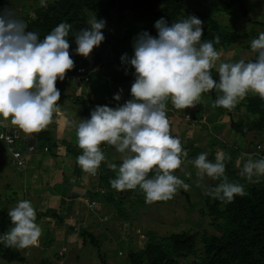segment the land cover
<instances>
[{"label":"clouds","instance_id":"clouds-1","mask_svg":"<svg viewBox=\"0 0 264 264\" xmlns=\"http://www.w3.org/2000/svg\"><path fill=\"white\" fill-rule=\"evenodd\" d=\"M48 2L39 0V6L47 7ZM105 24L92 17L87 28L74 33L75 54L88 57L99 47L105 39ZM71 27L61 22L40 39L38 33L26 30L27 25L14 12L0 10V117H10L11 124L25 134L44 130L59 107L61 92L56 82L74 65L67 39ZM154 28L156 36L138 33L132 56L124 53L120 58L122 64L134 69L131 99L115 107L97 105L89 118L68 125L82 150L76 163L83 172L96 175L106 160L100 145H112L122 154V163L118 169L115 164L108 165L116 173L109 181L111 188L118 192L139 188L148 204L171 200L178 190L190 188L173 174L182 164L181 156L187 154L180 138L170 134L168 99L174 109L184 110L199 103L203 93L214 90L217 96L212 107L229 111L250 93L264 100V32L250 42L254 60L242 58L217 66L219 53L214 45L220 43V37L202 40V21L196 16L171 24L161 17ZM213 68L218 78L213 77ZM113 99L119 102L121 95L114 94ZM184 118L190 119L186 113ZM245 155L242 153L237 162L240 177L247 182L264 177V157L253 160L244 159ZM207 157L208 153L202 152L192 161L200 180L220 181L207 188L205 195L223 204L247 195L242 184L230 182L224 175L230 157L222 152L216 154L215 162ZM7 214L13 226L0 234V244L15 249L36 246L42 229L31 201H18Z\"/></svg>","mask_w":264,"mask_h":264},{"label":"rangeland","instance_id":"rangeland-1","mask_svg":"<svg viewBox=\"0 0 264 264\" xmlns=\"http://www.w3.org/2000/svg\"><path fill=\"white\" fill-rule=\"evenodd\" d=\"M213 1L220 8L224 9L226 6V3L223 2L224 0ZM207 5V0H198V2L188 5L187 9H205ZM38 7L39 0H0V10L8 9L14 12L17 18L23 13H27L33 17L34 8ZM213 17L219 20L218 24L222 31L223 29H230L239 35V41L235 45L217 49L219 53L217 66L220 62L234 63L242 58L247 60V54L253 55V52L247 50L245 45L247 43L250 44L252 39L258 38L259 34L264 32V0H243L241 6L232 3V6L226 7L224 10H215ZM90 18L87 16V22ZM100 19H103L106 22L105 27L113 31L118 37L123 35L126 26L134 22V17L128 10H110L108 16L102 15ZM141 23L143 26L148 25V21L145 20H142ZM104 46L108 47L109 45L106 44ZM99 47H94L89 54L92 62L93 55L100 50ZM130 51L131 49H126L125 53L129 56ZM73 52L75 51L73 50ZM105 53L106 51L102 55L105 56ZM73 57L80 58L81 56L74 53ZM95 69H101L99 62L96 64ZM211 71L213 77L218 78L215 68ZM94 77V80H96L97 77ZM99 83L103 85V82ZM77 85L64 83L61 89L65 93H69L70 89H74V91L77 90L74 94L79 95L85 88H76ZM130 87L131 85L127 87L129 92ZM213 91L203 93L199 103L184 110L174 109L171 100L168 99L166 105L167 116L170 122V134L180 138L181 144L184 147L182 149L184 153L189 151V145L198 147L202 152L208 153V159L212 162H215L218 152H223V154L229 157V150H237L238 152L232 158L228 169L229 171L235 170L240 172L237 162L242 153L246 154L244 159L249 157L253 160L259 159L255 156V141L252 139L255 137H252L253 134L246 138L231 128V121H235L241 125L244 124L247 120L248 112L240 105V102L231 111L221 107H212L214 102ZM213 94L217 96L215 91ZM250 95L253 94L250 93L247 96ZM59 102L60 100L58 104ZM70 102L73 105L71 100ZM73 106H70L71 111L68 114L62 112L59 106L53 114L50 124L44 129V131L46 130L51 133L50 141L60 140V143H62V141L69 140L70 144H72V152L66 151L67 143L65 142L58 149V155L62 153L60 156L64 157L57 159L58 161L61 160V163H58V165L60 166L61 164L60 169L63 170L61 179H64L63 182L65 183L62 184L64 194H67L69 190L68 175L70 176V174L64 171L65 167L62 164L65 160L69 161L65 166L69 164L73 166L70 160H76L77 156L74 155L75 150L77 149L78 152H81V149L77 147L75 131L74 129L69 130L68 126L70 121L83 119L77 115V109L75 105ZM185 113L190 119L186 120L184 118ZM250 117L252 116L250 115ZM0 120L3 121V118L0 117ZM0 143V161L2 159L4 163H0V206L11 209L20 200L31 201L32 206L36 209V223L41 227L42 234L45 231L44 229L47 228V235L49 238L51 237L49 246L46 245L45 239L43 240V237H40L36 246H30L22 252L27 264H102V255L105 256L107 264H129L126 254L129 250L138 251L144 248L148 238L146 237L147 232L155 233L158 236H166L171 232L188 231L191 234L196 233V238L203 231L210 234L220 232L219 224L221 221L215 220L211 215H205L202 212L205 198L209 197L205 195V191L209 187H214L218 180L213 181L207 177L200 180L197 176V169L192 163L193 160L187 158L186 155L181 156L182 164L178 169L174 170L173 174L189 184L190 188L188 191H184L183 189L178 190L171 200L148 204L145 202L144 194L139 188L120 191L121 205L127 213L125 214L126 216H119L114 205L109 203L99 190V194L93 193L94 197H90L92 196L91 193L100 187L98 182L100 181L101 170L98 168L96 175L87 174V179L85 178L86 180L80 183V186L84 189L87 187L90 190L89 195L74 197L75 202L71 203L73 204L72 210L74 211L72 215L65 213L64 206L59 209L58 213L62 217L60 221H57L51 218L49 214H47V217L42 216L45 214L43 211L47 209L46 205L43 207L41 204H38V201H35V198L30 195L31 193L28 188L30 185L24 183L26 176H31L33 181H42V173L34 170L36 168L35 164H38V159L41 157L38 158L37 154H30L29 160H25L24 166L18 167L10 159L5 143L2 140H0ZM17 143L18 141H16V145ZM34 146L37 148L35 144ZM247 146H250L251 151L243 150V147L245 149ZM25 147L26 145L23 147L18 146L17 148L22 149L24 152ZM100 147L106 157L104 162L106 163L105 166L107 165V171L113 172L114 170L110 169L108 165L112 163L117 167L116 162L122 161V154L117 152L114 146L106 143H102ZM225 148L227 152H224ZM233 155L231 154L230 156ZM45 157L47 158L48 156ZM23 175L26 176L24 177ZM27 181L28 183L30 182L29 179ZM38 189V192H40L43 187L41 186ZM101 189L104 191L103 187ZM91 201H95V203L92 204ZM53 227H55V230L52 229ZM79 229L90 231L95 239L98 240L99 249L93 247L88 239L83 243ZM198 248L199 245H197V250ZM196 261V257L194 258L193 255H189L186 258H180L178 264H194ZM0 264L5 263L0 261Z\"/></svg>","mask_w":264,"mask_h":264},{"label":"trees","instance_id":"trees-1","mask_svg":"<svg viewBox=\"0 0 264 264\" xmlns=\"http://www.w3.org/2000/svg\"><path fill=\"white\" fill-rule=\"evenodd\" d=\"M207 1L208 5L205 9L188 10L187 6L198 2V0H49L47 7L34 8L33 17L23 13L18 19L25 22L27 31L38 33L40 39H43L61 22L71 24L72 27L69 30L67 39L70 43V57L74 58L73 48L76 47L74 33L89 26L87 16L100 19L102 15L108 16L110 10H128L133 15L134 22L126 26L121 37L116 36L113 31L105 27L102 30L105 39L99 47L100 50L93 55L92 64L95 67L99 62L104 72L112 76L115 82L122 84L130 95L127 87L134 81V69L130 65L122 64L120 58L126 49H131L129 57L132 56V43L138 33L147 31L150 35L156 36L154 23L161 17L171 24L186 18L188 15L196 16L202 21V40H212L214 36L220 37V43L214 45L216 50L238 43L239 35L230 29H223L222 31L218 24L219 20L213 17V14L215 10H224L226 7L232 6V3L241 6L243 0H224L223 2L226 3L224 9L218 7V4L213 0ZM142 20L148 21V25L143 26ZM106 44L109 46H104ZM245 48L251 51L250 44L247 43ZM104 51H106L105 56L102 55ZM247 57V60H254L255 53L252 56L247 54ZM101 61L103 62L101 63ZM82 62L86 63V59H82ZM94 76L97 77L98 82L104 81L96 72L92 73V79ZM62 84L64 83L56 82V87L61 92L60 104L67 108H69V105H75L79 117L87 119L90 111L95 106L104 105L105 97L104 99L103 97L89 99L85 95H75L72 92L65 93L58 87ZM106 88V92L109 93L107 85ZM213 92L212 95L215 100L216 96ZM70 100L73 105H71ZM240 105L248 112L247 120L242 125L231 121V128L246 138L253 134L252 137L255 138L252 139L255 141V146L259 144L264 152V100L253 94L240 101ZM78 106L80 107L78 108ZM49 134L46 130L38 132V147L42 150L43 146H47L51 154H55L54 150L57 144L54 140L50 141ZM64 142L67 143L66 150L72 152L70 141ZM181 147L184 148L182 144ZM188 148L189 151L186 152V157L192 160L202 153V150L198 147L189 145ZM243 150L251 151V148L247 146L245 149L243 147ZM80 151L78 152L76 149L74 155L82 154V150ZM224 152H227L226 148ZM237 152L235 149L229 150L230 159L225 161L224 175L230 182L242 184L247 195L243 197L236 196L228 204L207 197L202 208L205 215H211L215 220L221 221L219 224L220 232L210 234L203 231L198 238H196V233L191 234L188 231L171 232L166 236H158L155 233L147 232L146 237L148 238L144 248L138 251L129 250L126 254L129 264H178L180 258H186L189 255L197 258L194 264H264V177H260L258 180L254 178L255 182H247L240 177L238 171H229L228 166ZM231 154L234 155L230 156ZM255 156L260 158L257 153ZM121 163L122 161L116 162L118 168ZM105 164L103 161L99 167L101 170L100 187L91 194H99L100 192L107 198L106 200L109 203L114 205L117 215L124 216L127 212L121 205L120 191L111 188L109 183L111 179L115 178V171H107V165L105 166ZM149 175H152V173H149ZM219 182L218 180L216 184ZM101 187L104 188V191ZM8 211L9 209L0 206V234L7 232L13 226L8 217ZM51 216L54 218L62 217L55 213ZM79 234L83 238V243L88 239L93 247L99 249V242L90 231L79 229ZM50 240L46 235L45 241L47 244L50 243ZM197 245H199L198 250ZM101 257L102 264H107L105 256L102 255ZM0 260L10 264L12 262H23L25 258L21 249L6 248L0 244Z\"/></svg>","mask_w":264,"mask_h":264},{"label":"crops","instance_id":"crops-1","mask_svg":"<svg viewBox=\"0 0 264 264\" xmlns=\"http://www.w3.org/2000/svg\"><path fill=\"white\" fill-rule=\"evenodd\" d=\"M95 78H93L89 83L86 84H78L76 86V88H85L83 90L82 93H79V95H85V97L89 98V99H95V97L98 98H102L104 99V97H106L108 95V93L106 92V85L105 82H103V85L101 83H99L97 80H94ZM66 84V83H65ZM61 89V86H58ZM75 88V89H76ZM72 93H76L77 90L74 91V89H70ZM63 91V90H62ZM64 92V91H63ZM78 95V94H75ZM59 106L61 107L62 112H65V114H68L71 110L70 105L69 108H67L66 106H62L60 105L59 102ZM74 107V106H73ZM72 107V108H73ZM77 109V107H75ZM11 118L9 117L7 120L3 119V121L0 120V131H4L7 133H10L11 135H13L15 137V141H18L17 143V147H23L24 145L29 146V145H36L37 148L34 152L29 153V155L26 156V159L29 160V156L30 154H37V156H39L38 158V164L36 165V168L34 170L36 171H40L42 173V181H33L31 179V176H26L23 175L24 177L26 176V181L24 182L26 185H30L29 190H30V195L33 196L35 198V201H38V204H41L43 207L46 205V208L43 212L45 214H41L43 217H47V214L50 215L51 218L56 219L57 221H60L61 218H57V217H52L51 214H58L59 209H61L64 206V210L66 214H74V211L72 210V206L73 204H71L72 202H75L74 197L76 196H88L90 193V190L87 189V187L84 189L82 186H80V183H83L86 179H87V173L83 172L81 167L76 164V160H70L71 164H73V166L66 165V163H69V161H65V164L63 162L62 166L65 167L64 171L66 173H69L70 176L68 175V180H69V190L67 192V194L63 193V187L62 184H65L63 181L64 179H61L62 177V172L63 170L60 169V166L58 165V163H61V160H57V159H61L64 158L63 156H60L62 153H60V155H58L59 151L58 149H60L62 147V144L64 143L62 140V143H60L59 141L56 143L57 147L55 148L54 152L55 154H51L50 150L43 152L41 151V149L38 147V143H37V134L38 133H32V134H25L22 130H20L17 126H14L11 124L10 122ZM63 120V119H61ZM51 137V133L49 134ZM1 144V143H0ZM65 144V143H64ZM26 147L24 148V151L26 149ZM22 150V149H21ZM23 151V150H22ZM67 151V150H66ZM57 154V155H56ZM45 156H48L47 158ZM33 158V157H32ZM67 158V157H65ZM11 159V157H10ZM12 160V159H11ZM13 162V161H12ZM1 164H4L2 159L0 161ZM7 163V162H6ZM86 178V179H85ZM29 179V183L28 180ZM82 181V182H81ZM75 184H74V183ZM99 185V182H98ZM43 187L42 191L38 192V188ZM68 187V186H67ZM33 193V194H32ZM28 197V196H27ZM91 198H93L94 196H90ZM92 200V199H91ZM78 201V199H77ZM35 209V208H34ZM42 209V208H41ZM36 210V209H35ZM63 210V211H64ZM62 216V215H61ZM52 229L55 230V227H53ZM44 233L41 234V238L44 240L45 236L48 234V232L46 231V229H44ZM43 232V231H42ZM51 238V237H50ZM47 246H49V243L47 244ZM25 249H21V252L25 251ZM2 261V260H0ZM23 264H27V262L25 263V260L23 261ZM4 263V262H3ZM20 264L22 262H12L10 264ZM8 264V263H5Z\"/></svg>","mask_w":264,"mask_h":264},{"label":"built area","instance_id":"built-area-1","mask_svg":"<svg viewBox=\"0 0 264 264\" xmlns=\"http://www.w3.org/2000/svg\"><path fill=\"white\" fill-rule=\"evenodd\" d=\"M74 61L73 68L65 73L64 79L57 80L62 83H72V84H86L89 83L92 80V73L96 72L99 76L103 78L105 81L109 93L104 99V105H107L109 107H115L118 103L123 104L126 100L131 99V96L127 93L124 86L120 83H117L114 81L113 77L110 75H107L103 69L96 70L95 67L92 64L91 58L83 57L80 58H72ZM82 59H86V63L82 62ZM119 93L121 95V100L119 102L115 101L113 99L114 94ZM0 140H2L5 145L6 149L13 161V163L18 167H23L26 160V154L34 152L36 150V147L34 145H29L26 147V152L22 151L20 148L16 147V141L15 137L11 135L10 133L0 131ZM48 150L47 146L42 147V151L46 152ZM255 151L259 155V157H264V152L262 147L258 144L255 146ZM102 191V190H101ZM91 203H95V201H91Z\"/></svg>","mask_w":264,"mask_h":264}]
</instances>
